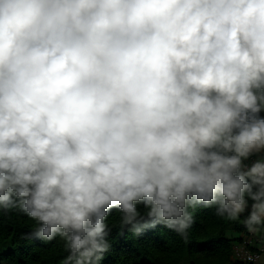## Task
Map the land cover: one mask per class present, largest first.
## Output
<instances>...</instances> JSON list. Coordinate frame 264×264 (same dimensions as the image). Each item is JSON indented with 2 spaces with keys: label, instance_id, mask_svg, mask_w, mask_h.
<instances>
[{
  "label": "clouds",
  "instance_id": "9594fccd",
  "mask_svg": "<svg viewBox=\"0 0 264 264\" xmlns=\"http://www.w3.org/2000/svg\"><path fill=\"white\" fill-rule=\"evenodd\" d=\"M213 206L264 224V0H0V213L100 264Z\"/></svg>",
  "mask_w": 264,
  "mask_h": 264
},
{
  "label": "trees",
  "instance_id": "16d2710c",
  "mask_svg": "<svg viewBox=\"0 0 264 264\" xmlns=\"http://www.w3.org/2000/svg\"><path fill=\"white\" fill-rule=\"evenodd\" d=\"M137 209L141 216L146 215L143 205ZM122 216L113 209L107 218L110 247L100 264H244L233 259V243H243L248 228L240 220L217 216L215 206L194 210L186 240L163 225L136 235L122 225ZM38 226L17 209L0 213V262L64 264L65 241L59 236L52 241L32 239ZM260 226L264 234V224Z\"/></svg>",
  "mask_w": 264,
  "mask_h": 264
},
{
  "label": "crops",
  "instance_id": "0c3cea01",
  "mask_svg": "<svg viewBox=\"0 0 264 264\" xmlns=\"http://www.w3.org/2000/svg\"><path fill=\"white\" fill-rule=\"evenodd\" d=\"M255 227L257 229L255 232L248 230L245 235H243V238H247V242L244 241V244H247L246 246L248 247H245V249L251 251L248 249L251 248L253 252L257 254V258L252 264H264V234L260 225H257ZM247 233L249 235L254 234L255 238L251 239L252 236H250V238ZM240 246H243V244Z\"/></svg>",
  "mask_w": 264,
  "mask_h": 264
},
{
  "label": "built area",
  "instance_id": "2783aa9c",
  "mask_svg": "<svg viewBox=\"0 0 264 264\" xmlns=\"http://www.w3.org/2000/svg\"><path fill=\"white\" fill-rule=\"evenodd\" d=\"M242 244H243V246H240L241 248L238 250L239 251L238 253L242 256L243 260L248 262V263L255 262V260L257 258V254L254 252L246 250L245 245H247V244H244V243H242Z\"/></svg>",
  "mask_w": 264,
  "mask_h": 264
},
{
  "label": "rangeland",
  "instance_id": "374dc122",
  "mask_svg": "<svg viewBox=\"0 0 264 264\" xmlns=\"http://www.w3.org/2000/svg\"><path fill=\"white\" fill-rule=\"evenodd\" d=\"M249 229H247V231H248ZM248 234V233H247ZM248 236L250 237V236H252V238L251 239H253V238H255L254 237V234H251V235H249L248 234ZM234 237H235V235H234ZM243 237V236H242ZM244 241H246L247 242V238L245 237V238H243V243H244ZM242 243H238V242H234L233 243V259H238V260H241L244 264H252V263H248V262H246V261H244L243 260V258H242V256L238 253L239 251V249L241 248L240 247V245H241ZM239 248V249H238ZM242 250V249H241ZM0 264H5V263H3V262H0Z\"/></svg>",
  "mask_w": 264,
  "mask_h": 264
}]
</instances>
